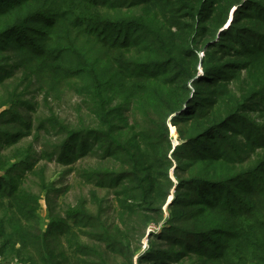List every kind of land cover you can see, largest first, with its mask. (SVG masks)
<instances>
[{
	"label": "trees",
	"instance_id": "16d2710c",
	"mask_svg": "<svg viewBox=\"0 0 264 264\" xmlns=\"http://www.w3.org/2000/svg\"><path fill=\"white\" fill-rule=\"evenodd\" d=\"M65 91L74 122L48 103ZM29 138L38 158L9 151ZM81 159L88 199L56 213L50 191L44 219L24 181L45 189L37 162ZM12 254L264 264V0H0V257Z\"/></svg>",
	"mask_w": 264,
	"mask_h": 264
},
{
	"label": "rangeland",
	"instance_id": "374dc122",
	"mask_svg": "<svg viewBox=\"0 0 264 264\" xmlns=\"http://www.w3.org/2000/svg\"><path fill=\"white\" fill-rule=\"evenodd\" d=\"M45 87H47V80L44 81ZM62 98L60 101H56L53 98H50L48 103H50L51 107L54 108L55 112L62 118L67 121L74 122L78 117V101L77 98L70 92L65 91L62 94ZM35 96V98H31ZM32 96L27 98V101L32 102L36 105V101L40 103L42 99L41 95L35 93ZM34 99V100H33ZM46 103V105H49ZM43 107L38 108L37 112L32 113V116L37 118H44L48 115L47 110ZM27 114L31 115V111L27 109L24 110ZM171 137L173 138L175 144H179L178 142V134L176 128L170 126ZM54 141V140H53ZM55 142V141H54ZM19 151L33 149V155H40L42 151L40 144H34L33 139L29 138L23 141L19 146L10 149L9 151H13L14 149ZM89 162L87 160H79L75 164H58L55 160H43L37 162L35 165L38 173H42L43 178H45V189H43L40 179L38 177L29 176L26 181H24V185L28 188L32 193L41 196V209L39 210V214L44 219L50 213V206L45 202L44 197L50 191H55L51 193V198L54 200L53 203L55 208L54 212L60 213L62 210H66L69 207H75L79 204V201L83 198L88 199L89 193L92 189L91 186L85 184L79 177L78 173L82 170ZM108 196V201H112V198L105 191H102L100 196ZM172 200V197H171ZM89 209V208H88ZM146 237L143 241V248L147 245L149 239ZM65 238L58 235V239H55V242L52 244V249L56 254H65L68 255L69 252L66 248ZM19 248V246H17ZM17 248V249H18ZM0 264H32L30 262H24L21 259L17 258L15 255H11L9 257H0Z\"/></svg>",
	"mask_w": 264,
	"mask_h": 264
},
{
	"label": "built area",
	"instance_id": "2783aa9c",
	"mask_svg": "<svg viewBox=\"0 0 264 264\" xmlns=\"http://www.w3.org/2000/svg\"><path fill=\"white\" fill-rule=\"evenodd\" d=\"M146 247H147V245L144 248H146Z\"/></svg>",
	"mask_w": 264,
	"mask_h": 264
},
{
	"label": "water",
	"instance_id": "95a60500",
	"mask_svg": "<svg viewBox=\"0 0 264 264\" xmlns=\"http://www.w3.org/2000/svg\"><path fill=\"white\" fill-rule=\"evenodd\" d=\"M148 239V238H147Z\"/></svg>",
	"mask_w": 264,
	"mask_h": 264
}]
</instances>
